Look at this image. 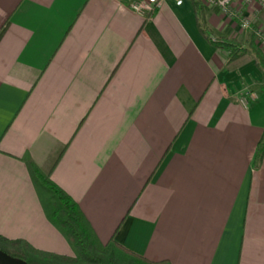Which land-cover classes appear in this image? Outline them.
<instances>
[{"label":"crops","instance_id":"crops-1","mask_svg":"<svg viewBox=\"0 0 264 264\" xmlns=\"http://www.w3.org/2000/svg\"><path fill=\"white\" fill-rule=\"evenodd\" d=\"M198 7L212 36L264 33L257 5ZM261 78L250 53L210 43L191 0L150 17L127 0H0V233L72 254L30 158L102 242L172 264H264ZM246 87L258 96L244 105Z\"/></svg>","mask_w":264,"mask_h":264},{"label":"trees","instance_id":"trees-1","mask_svg":"<svg viewBox=\"0 0 264 264\" xmlns=\"http://www.w3.org/2000/svg\"><path fill=\"white\" fill-rule=\"evenodd\" d=\"M191 1L196 8L198 26L210 43L227 49L230 59L250 53L261 71V85L264 88V50L256 43L255 37L252 36L246 44L234 37H211L198 10L199 0ZM263 155L264 129L256 145L254 165L259 164ZM25 162L47 219L67 240L72 254L40 249L24 238H9L1 233L0 250L12 257L22 258L28 264H172L168 260H150L124 247L113 237L106 242L100 241L78 203L32 159L26 158Z\"/></svg>","mask_w":264,"mask_h":264},{"label":"built area","instance_id":"built-area-1","mask_svg":"<svg viewBox=\"0 0 264 264\" xmlns=\"http://www.w3.org/2000/svg\"><path fill=\"white\" fill-rule=\"evenodd\" d=\"M167 0H127V5L136 11L137 13L143 15L144 17H150L154 11L160 7ZM174 4L180 5L184 2V0H172ZM233 1L234 0H205V2L210 4L217 5L221 12L225 16L232 17L234 15L233 10ZM243 3L248 5H257L260 8L264 9V0H241ZM240 25L243 28L249 27V20L247 18H242L240 21ZM257 36L258 43L264 47V33L259 30L255 31ZM258 96L257 92L246 87L243 95L239 98L240 102L244 105H247L248 99H255Z\"/></svg>","mask_w":264,"mask_h":264},{"label":"water","instance_id":"water-1","mask_svg":"<svg viewBox=\"0 0 264 264\" xmlns=\"http://www.w3.org/2000/svg\"><path fill=\"white\" fill-rule=\"evenodd\" d=\"M0 264H28L24 259L22 258H15L12 257L2 250H0Z\"/></svg>","mask_w":264,"mask_h":264},{"label":"rangeland","instance_id":"rangeland-1","mask_svg":"<svg viewBox=\"0 0 264 264\" xmlns=\"http://www.w3.org/2000/svg\"><path fill=\"white\" fill-rule=\"evenodd\" d=\"M202 21H203V25H204V27L206 28V30H207V31L209 32V34L211 35L212 33L210 32V30L207 29L203 17H202ZM216 36H218V35H216ZM252 36L255 37V41H256V43H257L260 47L263 48V46H261V45L258 43L257 36H256L255 32L251 34V37H252ZM211 37H215V36H212V35H211ZM251 37H250V38H251ZM263 49H264V48H263ZM263 97H264V94H263Z\"/></svg>","mask_w":264,"mask_h":264}]
</instances>
